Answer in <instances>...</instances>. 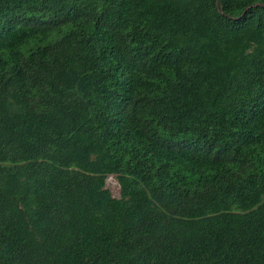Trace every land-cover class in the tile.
Returning a JSON list of instances; mask_svg holds the SVG:
<instances>
[{"label":"trees","instance_id":"obj_1","mask_svg":"<svg viewBox=\"0 0 264 264\" xmlns=\"http://www.w3.org/2000/svg\"><path fill=\"white\" fill-rule=\"evenodd\" d=\"M0 264H264V0H0Z\"/></svg>","mask_w":264,"mask_h":264},{"label":"rangeland","instance_id":"obj_2","mask_svg":"<svg viewBox=\"0 0 264 264\" xmlns=\"http://www.w3.org/2000/svg\"><path fill=\"white\" fill-rule=\"evenodd\" d=\"M105 187L109 190L113 197H118V185L116 179L113 175H108L105 178Z\"/></svg>","mask_w":264,"mask_h":264}]
</instances>
